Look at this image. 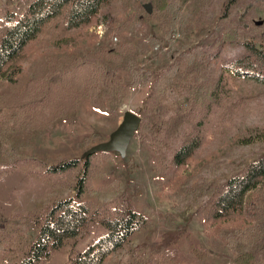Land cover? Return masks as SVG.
I'll use <instances>...</instances> for the list:
<instances>
[{"label": "trees", "instance_id": "1", "mask_svg": "<svg viewBox=\"0 0 264 264\" xmlns=\"http://www.w3.org/2000/svg\"><path fill=\"white\" fill-rule=\"evenodd\" d=\"M117 1L11 0V8L0 14V77L10 68L8 82L14 93L33 94L26 103L29 118L24 122L31 124L34 118H43L37 125L41 130L74 116L82 99L90 100L97 110L116 116L128 96L129 86L145 89L146 97L137 109L141 120L135 135L148 146L159 165L164 163L163 155L171 149L172 141L180 137L172 161L175 165L185 163L202 144L207 115L216 99L221 98L217 93L225 89L222 71L234 68L245 77L264 83V35L241 29L230 18L233 9L246 0H220L221 7L208 27L198 28L200 40L190 41L187 46L170 45L169 41L180 17L178 3L202 4L206 0H150L141 5L147 23L156 20L169 37H149L152 43L161 41L160 46L168 50L169 61L156 68L140 65L126 45L117 43L113 47L107 37L121 30L110 26L96 45L82 51L51 54L39 62L41 69L37 75L33 73L36 68L18 74L16 80L13 77L19 72L17 61L30 41L50 29L64 35L90 25L103 9L105 18H109ZM232 45L239 50L228 55ZM212 63L220 64V74L211 68ZM120 70L129 74L128 82ZM183 90L186 99L170 108L167 93ZM2 119L0 124L7 125L9 120ZM112 159L110 151L89 153L84 159L62 158L53 163L26 153H3L0 215L6 223L0 235V245L4 244L0 246V261L103 264L111 254L126 252L129 261L115 264H152L145 251L139 252L133 245L140 236L149 243L154 225L134 207L126 190H117L114 203L86 198L95 190L101 167ZM31 181H36L34 187ZM67 185L75 189L74 196L37 205L56 188ZM204 189L207 199L198 211L200 215L216 221L243 207L252 221L249 226L232 230L233 239L227 241L240 250L237 263L264 264V152L244 161L223 183L208 184ZM17 220L33 226V239L14 224ZM192 251L198 259L208 254L207 249L194 245ZM157 253L161 257L158 264L174 261L172 251L163 244L157 246Z\"/></svg>", "mask_w": 264, "mask_h": 264}, {"label": "rangeland", "instance_id": "2", "mask_svg": "<svg viewBox=\"0 0 264 264\" xmlns=\"http://www.w3.org/2000/svg\"><path fill=\"white\" fill-rule=\"evenodd\" d=\"M149 1L118 0L109 18H105L103 9L93 23L74 28L67 34H58L53 29L44 32L24 48L17 61L19 72L13 77L16 80L18 74L36 68L33 73L37 75L41 69L39 62L51 54L82 51L96 45L110 26H118L121 30L119 34L111 32L107 37L113 47L117 43L126 45L132 57L144 67L163 65L169 61L168 50L160 46L161 41L152 43L149 37L159 40L169 37L156 20L147 23L146 11L141 5H147ZM178 4L180 17L169 41L170 45L187 46L190 41L200 40L198 28L208 27L222 3L220 0H206L202 4H191V1H179ZM11 6V0H0V14ZM128 9H131L129 13L126 12ZM230 18L239 28L264 35V0L244 1L233 9ZM238 50L232 45L227 53L233 55ZM211 68L220 74V64L212 63ZM120 73L128 82L129 74L125 70ZM222 74L225 89L217 93L221 98L216 99L207 115L203 142L185 163L175 165L172 161L180 137L172 141L171 149L163 155L164 163L159 165L148 146L135 135V130L124 149H110L113 159L103 164L95 190L86 195L92 200L114 203L117 190H126L134 207L154 225L149 243L140 236L133 245L137 251H145L149 263H160L157 246L163 244L173 253L172 264H238L236 259L240 250L228 245L227 241L233 239L230 236L232 230L252 224L245 209L234 210L216 221L203 217L198 211L207 199L204 187L223 183L241 168L244 161L264 152V83L249 79L234 68L224 69ZM10 75L9 68L0 77V119L9 120L5 126L0 124V156L16 151L39 157L47 163L62 158L84 159L91 150H100L111 143L126 116L131 112L137 114L146 97L145 89L129 86L128 96L116 116L107 115L97 110L90 100L82 99L74 116L41 130L37 125L43 118H34L31 124H25L29 118L26 103L33 94H15L9 86ZM167 96L166 103L170 108L187 97L185 90L170 92ZM44 114L46 116L48 111L45 110ZM31 183L32 187L36 185V181ZM74 195L72 186H60L37 205L45 206L53 199ZM18 197L21 198V193ZM4 223L6 219L0 215V235ZM14 224L34 238L31 224L23 220ZM192 245L207 249L205 258L195 257ZM118 261L128 262L129 254L113 253L103 264ZM0 264L6 262L0 261Z\"/></svg>", "mask_w": 264, "mask_h": 264}, {"label": "water", "instance_id": "3", "mask_svg": "<svg viewBox=\"0 0 264 264\" xmlns=\"http://www.w3.org/2000/svg\"><path fill=\"white\" fill-rule=\"evenodd\" d=\"M140 120L141 117L138 114L131 112L126 116L123 124L119 127L111 143L104 145L100 150H91L87 153V155L96 151H110V149L113 148L124 149L129 138L134 134L135 130H138Z\"/></svg>", "mask_w": 264, "mask_h": 264}]
</instances>
